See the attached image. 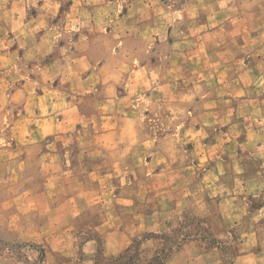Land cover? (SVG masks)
<instances>
[{"label":"crops","instance_id":"0c3cea01","mask_svg":"<svg viewBox=\"0 0 264 264\" xmlns=\"http://www.w3.org/2000/svg\"><path fill=\"white\" fill-rule=\"evenodd\" d=\"M50 1L38 3L32 15L27 10L23 15L9 9L0 12V24L5 27L0 29L1 38L25 32V62L29 69L25 76L43 81L45 86L35 94L25 90V111L31 112L25 116V126L14 123L13 135L0 139V242L12 235L20 243L41 248V264H94L97 243L93 237L86 238L79 250L81 230L90 229L101 239L106 257L119 255L137 240L140 251L150 256L159 243L143 235L172 227L183 214L207 221L215 234L253 220L242 202L244 197L235 192L244 193L264 180V100L250 101L253 111L260 113V122L209 120L214 113L224 115L238 107L227 109L228 104L221 100L210 101L207 106L206 100H199L201 110L190 111L191 74L183 66H190V62L182 60L179 64L174 58L170 49H174L175 41L167 40L165 46L170 53L159 56L156 63L152 56L121 57V52L116 58L106 48L101 59L94 58L91 49L98 47L93 40L94 30L100 29L94 28L95 17L99 15L96 19L103 26L112 19L109 10L93 7L92 0H69L65 9L58 10ZM142 2L132 0L129 9L123 10L124 17L135 16L133 30L140 34L130 43L153 55V49L160 47L157 37L146 41L140 36L158 26L153 22L152 9L145 10L149 15L144 16L134 10ZM181 13L184 17L189 10ZM260 14L240 15L244 22L229 25V33L241 34L240 41L234 38L228 43H209L199 36L192 43L198 56L197 82L205 81L211 72L205 63L209 48H215L212 56L216 81L236 85L239 81H264V58H252L247 52L264 49V42L243 41L244 34L264 31ZM215 15L220 17L221 13ZM144 17L149 20L146 24ZM164 18L162 15L160 20L162 31L167 27ZM227 19H217L220 21L216 26H221L215 33L221 32L222 22ZM197 27L205 36L206 18ZM188 48L182 46L181 50ZM238 49L245 50V54L233 52ZM50 53L51 60L43 62ZM48 81L56 83L52 86ZM180 81L181 86L187 84L177 92ZM219 88L214 96L222 95ZM228 91L226 103L238 95L235 89ZM4 95L0 92V97ZM93 97L96 100L90 108L81 104L80 98ZM31 98L38 102L33 107L26 104ZM175 100L180 101V109L175 107ZM142 102L150 103L152 108ZM207 107L211 109L206 112ZM149 111L176 113L177 121L166 124L172 131L144 135ZM190 114L197 119L189 121ZM86 129H94L92 136L83 135ZM231 165L233 168H229ZM237 200L238 205H245L241 210L235 209ZM242 247L239 260L250 256ZM32 257L22 263L0 256V264H32ZM218 263L219 253L214 247H203L193 240L183 243L164 261Z\"/></svg>","mask_w":264,"mask_h":264},{"label":"rangeland","instance_id":"374dc122","mask_svg":"<svg viewBox=\"0 0 264 264\" xmlns=\"http://www.w3.org/2000/svg\"><path fill=\"white\" fill-rule=\"evenodd\" d=\"M43 2L44 0H34V3L31 4L30 1L27 0H0V12L4 9H9L13 10L17 15H23L25 14V10H27L28 14L32 15L38 9V3ZM50 2L53 3V5L55 4L58 10H62L67 7V2H69V0H63L62 2L61 0H51ZM91 2L93 7L109 10L112 17V19H110L111 21L105 23L103 26L102 22L96 19L99 15L95 17L94 28L100 29L94 30L93 40L98 44V47L91 49V54L94 58L101 59L107 49L110 52V56L116 58H118L119 53L121 52V57L125 54L126 56L133 55L137 59L152 56L151 59L156 63L159 60V56L165 57L167 52L169 54L172 51L174 53V58L179 60V64H181L182 60L190 62V66L183 65L185 68L190 69L191 74L189 78L191 92L189 98L190 101L188 102L191 107L190 111L201 110L202 102H200L201 105H199L197 103L199 100H206L207 106H210V101L214 100V103L222 101L223 104H228L229 107H227V109L232 110L238 107L237 111L235 110L232 113L227 112L224 115L214 113L209 120L223 121L232 120L234 118L238 121L248 120L253 123L261 121L257 120L260 113L253 111L250 101L255 99H258L259 101L264 100V81H239L237 82L238 85H236V82L216 81L213 75L214 55L212 56V52L215 48H209L206 52L205 63L206 68L211 72L208 75L206 74L205 81L197 82V49L195 46H191L193 42L198 40L199 36H202V39H205L209 43H212L215 40H222L223 42L228 43L230 39L233 41L234 38H239L238 41H240L241 34L229 33V25L241 23V21L244 22V19L239 18L240 15L250 16L255 13H261L260 15L264 17V0H143V4L137 6L134 10L141 13L142 16H144V14L149 15V13L145 11L149 8L154 11L153 13L155 15L153 22L155 23V26L158 27L155 31L150 33L143 31L140 36L141 39L144 38L146 41L151 37L152 39L153 37L155 38V36L157 37L156 40L160 47L153 49V55L146 52V49L139 50L137 49L138 47L135 48L136 46L134 47V43H130V41L135 38V35H140L133 30L132 21L135 20V16L132 15L128 18L124 17L126 15L124 11L125 9H129V4H131L132 0H92ZM126 4H128L127 7ZM186 10H189V13L183 17L181 12H185ZM220 13V17L227 16L228 19L223 20L221 32L215 33L214 30L217 27L216 24L220 21L217 20L220 19V17H217L215 14ZM162 15L165 16L164 21L167 26L164 30L165 32L162 31L160 27ZM205 18L207 31H205V36H203L204 32L199 33L197 24L205 22ZM142 19L144 21L143 24H146L147 21H149L146 17ZM220 26L221 25L217 28ZM236 26L239 28L240 24ZM1 28L5 27L0 24V29ZM2 35L3 34L0 32V92L5 95L0 97V139H6L13 135L11 130L12 127L15 126L14 123H21V125L25 126V116H28V113L31 114V112L25 111V100H27V98H25V90L31 94H35L38 91H41L45 86H43V81H37L36 79L31 81L25 76L27 75L25 73L29 71L28 65L25 62V32L17 34L9 33L8 36L5 34L4 38H1ZM136 40L138 41L139 38ZM167 40L175 41L176 43L174 49H170V52L168 51L169 49L167 50V46H165ZM244 40L247 42L254 41L255 44H261V42H264V31L257 34H244L243 41ZM185 41L186 45L180 44V42ZM188 45L190 46V49L181 50L182 46L186 47ZM130 47L135 49L131 50ZM182 51H184L183 54ZM233 52L238 56L240 54H245V50L243 49L234 50ZM247 52H251L252 58L257 56L259 58H264L263 48L260 50L251 49ZM52 57L53 53H50L49 55L46 54L43 62H48ZM193 61L195 63H193ZM30 75L33 77L35 76L32 72H30ZM157 75L160 76V72L157 73ZM25 81L28 83L26 87ZM48 83H51L53 86L56 82L48 81ZM185 84H187V82L182 83L181 86V81L178 82L177 92H181V89L185 88ZM216 85L220 86L217 90L222 94L220 96H214L216 88L219 87ZM205 89L209 92L206 91V94H203ZM228 89H235V93H238V95L232 99V105H230L231 102H225V98L228 97L226 94L229 93ZM257 91H259V93ZM34 99L31 98L26 104H29V107H33L38 103L37 99ZM80 99L81 104L86 103V106L89 108L96 100L95 97L90 99ZM142 103L147 108L151 107L150 103L147 105L146 102ZM176 106L180 109L181 104L179 100H175V107ZM210 109L211 107H207L206 112ZM212 109L214 111L216 110L215 107H212ZM179 115L181 116L183 114ZM188 118L190 119L189 121L197 119L193 114L188 115ZM182 119L185 120V114ZM171 120L177 121L176 113L170 114L168 111L147 112L145 115V126L143 128L144 135L159 136L171 132L172 129L166 127V124ZM93 131L94 129H86V133H83V135L92 136ZM177 132L178 130H176V134ZM1 144L0 141V146ZM249 158L253 157L249 156ZM261 162L263 163L261 172L264 174V160ZM229 168H233V165ZM235 169L239 170L237 166H235ZM254 190H256V192ZM235 195L244 197L242 202L245 203L247 211L253 214V220H247L243 225L228 228L218 234L212 232L207 221L192 217L188 214H183L177 219L176 224L172 227H166L165 230L157 234L143 235V237H151V239L159 243V247L150 256H147L140 251V241L137 240L131 243V245L119 255L115 257H106L102 252L103 243L101 239L90 229L81 230L78 234L77 247H79L78 249L80 250L83 241L86 238L93 237L97 243V249L93 258L94 264H122L124 262H130V264H156L154 262L156 256L162 258V263L164 264L168 255L179 249L186 241L193 240L201 243L203 247H214L219 253L218 264H264V180L260 186L253 184L251 189L247 188L244 193H242L241 190H239V192L236 191ZM238 204H240V202L237 200L235 204L236 210L237 208L241 210V208L245 206L242 205V203L241 205ZM207 228L210 232V239H213L214 242L210 239L203 240L198 236L200 232ZM185 235H188V237L185 238ZM241 245L243 246L242 249H246L245 253L248 254V252H250V256H243L242 259L239 260L237 259V256L241 254L238 253L239 247L241 249ZM162 250L163 252H161ZM253 253H256V256H252ZM137 254H139L138 257ZM121 255H123L122 259L117 262L116 260ZM0 256L12 257L22 263H25V261L28 260V256H33L35 259L32 264H41L43 250L34 245L20 243L14 236L7 235L4 236V241L0 242Z\"/></svg>","mask_w":264,"mask_h":264},{"label":"trees","instance_id":"16d2710c","mask_svg":"<svg viewBox=\"0 0 264 264\" xmlns=\"http://www.w3.org/2000/svg\"><path fill=\"white\" fill-rule=\"evenodd\" d=\"M198 236H199L200 238H202L203 240L210 239V232H209L208 228H207L206 230L200 232ZM187 237H188V235H185V238H187ZM210 240H211L212 242H214L213 239H210ZM161 252H163V250H162ZM122 256H123V255H121L116 261L118 262L119 260H121V259H122ZM138 256H139V254H137V257H138ZM162 261H163V259H162V258H159L158 256H156V257L154 258V262H155L156 264H163ZM122 264H130V262H124V263H122Z\"/></svg>","mask_w":264,"mask_h":264}]
</instances>
